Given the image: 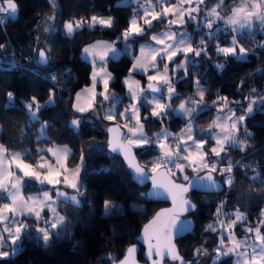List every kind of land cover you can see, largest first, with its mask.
Listing matches in <instances>:
<instances>
[{"label":"trees","instance_id":"trees-1","mask_svg":"<svg viewBox=\"0 0 264 264\" xmlns=\"http://www.w3.org/2000/svg\"><path fill=\"white\" fill-rule=\"evenodd\" d=\"M143 0H14L17 4L15 18H10L7 13L5 20L0 23V144L9 150H31V156L25 157L26 162L35 163L39 157L47 151L37 152L36 149H47L57 144H64L71 150L72 155L67 162L68 167L74 166L82 152L90 141L106 144V130L108 121L104 114L113 107L110 101H101L96 97L93 109L101 114L100 118L87 116V111L77 114L70 108L73 93L88 84L90 65L79 56L83 45L97 41H112L122 51L116 60L107 59L105 67L112 74V80L108 83L110 95L120 99L114 108V122L123 123L126 119L119 113L124 112L130 98L127 96L121 83L132 62L131 51L122 47V33L128 28L130 17L134 13L141 15L138 5ZM173 0H171L172 2ZM219 0H205L203 8L216 5ZM234 0H224V5L219 11L222 15L228 13ZM53 4L55 7H53ZM201 12L196 13L197 19ZM50 16L55 19L49 20ZM93 16H108L114 23L112 27L97 25L90 28L87 25L76 30L71 36L64 32L63 23L70 20L83 18L90 24ZM145 27L142 36L130 40H146L149 35L164 27L169 26L163 20L153 21L151 29ZM52 25L55 31L45 32L44 27ZM191 30L192 46L199 48V41L205 39L207 54L194 57L195 66L189 65L187 72L178 70L170 77L171 87L176 95L172 97V108L176 109L181 101H189L192 98L199 101L195 95L197 81L199 86L205 89L203 102L210 106L206 111L200 112L193 123L194 138L207 143L203 151L208 153V162H214L217 169L228 166L229 160L233 165V171L221 174L212 172L213 177L222 183V191L216 193H200L190 191L188 198L194 203V209L188 212L193 226L189 233L175 240L178 253L192 264L194 250L207 249L210 260L206 264H233L235 256H225L221 260H211L216 256L215 249L220 245L221 236L227 235L221 228L219 221L227 222L233 216V211L244 213L245 219L239 222L232 231L237 236L248 235L244 230L247 227H257L262 219L261 210L264 207V113L256 112L249 115L244 124L240 125L237 136L241 143L248 146L243 150L226 147V151L220 157L211 154L210 146L212 138L202 134L199 129L205 127L213 119L216 107L213 105L218 97H227L230 107L236 112L243 111L249 96H258L264 89V34L250 30L243 37L238 34L237 39L249 52L246 60L238 61L233 57H225L223 54H214L212 49L218 43H228L230 32L221 31L213 39H208L198 27V21L188 22ZM215 26V25H213ZM206 37V38H205ZM43 49L48 54V63L38 64L35 61L37 50ZM255 51V54L251 53ZM192 55V54H189ZM184 55L175 58L177 62ZM14 62V63H13ZM174 62H170L171 65ZM225 65L222 70L216 65ZM260 68V71L252 72ZM251 74L248 81L243 83L240 79ZM55 76V81L50 79ZM141 80L143 75L138 74ZM252 89H256L255 92ZM50 90L54 93V104L39 113V121L28 123V116L24 105L36 97L37 102L44 104L49 99ZM14 93L12 106L8 105L7 93ZM247 97V99H246ZM258 99V98H256ZM238 102V103H237ZM35 110V106L33 108ZM79 117L84 122L78 130L70 126V121ZM147 117V119H145ZM47 122V138L40 135L41 125ZM140 122L144 125L143 132L154 135L163 128L172 134L180 130L187 118L169 111L167 118L163 120L152 118L146 108L141 111ZM251 133V136L245 134ZM169 138V139H170ZM137 164L148 171L152 161L160 153L157 146L146 145L144 147H132ZM171 167V166H170ZM207 171V170H204ZM191 171L187 166L183 172L173 171L171 175L175 180L185 181L184 176L200 174ZM231 175V186L223 182V177ZM259 176L258 180L251 179ZM80 180L83 183V201L79 205L70 202H60L58 210L65 217V226L52 232L50 241H44L35 235L22 237L21 249L13 256L1 258L0 264H110L123 255L130 244L137 242V235L141 225L159 207L166 204L165 201L152 199L145 195L148 184L143 180L134 179L123 160L117 154H96L83 162L80 170ZM34 187L29 181L28 186ZM104 201L120 203V210L109 214H102ZM224 205L221 214L217 216V208ZM131 205H134L132 207ZM227 214V215H225ZM209 224L216 226V231L207 230ZM58 231L59 236L55 235ZM264 233V227H261ZM230 246V245H229ZM139 261H144L142 247L136 253ZM165 263H172L164 261Z\"/></svg>","mask_w":264,"mask_h":264},{"label":"snow or ice","instance_id":"snow-or-ice-1","mask_svg":"<svg viewBox=\"0 0 264 264\" xmlns=\"http://www.w3.org/2000/svg\"><path fill=\"white\" fill-rule=\"evenodd\" d=\"M205 3V0H177L175 5L167 7L165 5L171 4V0H145L144 3H140L138 7L143 10V16L138 13H134L132 19L129 21L128 28L122 33V37L125 41L132 39L134 37L142 36L145 33V27H142L138 21H143V24L147 29H151L153 26V21H159L167 18L169 15L179 16L180 22L184 23L185 14L190 21H196L197 16L194 13H199L201 11V5ZM184 4L189 6L195 4V7H189L185 9ZM224 5V0H219V2L209 10L205 11V15L202 21L198 22V27L206 28L208 31L205 35L208 39H213L222 30L227 32L229 28L232 29L234 33L243 37L245 32H249L252 29L254 23L259 22L261 27H264V0H238L232 9L231 15L224 17L220 14L218 9L222 8ZM53 7L55 5L53 4ZM156 8H160V11H156ZM17 12V4L14 0H3L0 4V13H7L9 17H14ZM151 16V19L147 17ZM55 19L54 16H50L49 20ZM218 21H222L224 28L221 29L217 26L213 29V25L217 24ZM3 20L0 19V23ZM114 21L112 18L102 19L96 16L91 17V23L88 24L83 18L80 20H70L66 21L64 28L66 34L71 36L76 30L85 27L86 25L90 28L96 27L98 24L104 27H112ZM176 19H171L168 21L169 26L176 24ZM45 32L55 31L54 26L46 25L44 27ZM193 37L187 33H176L170 31H164L160 34H155L151 37V40L155 41V45L160 47L156 48L152 44L143 45L141 47V56L137 58L136 63L133 65V69H144V62L146 61V49L151 53V66L156 67L157 60H163L167 57V60L174 62L175 58L179 55H184V60L180 64H177L173 71L184 70L187 72L189 65L195 66L197 61L194 57L198 58L201 55L207 54V47L205 39L201 38L199 41L200 47L194 48L192 46ZM4 45L0 44V48ZM264 48V44L260 45ZM117 50L110 44L103 41H97L95 44L86 47L84 49L85 53H88L94 57L93 63L95 64V59L98 58L100 61H104L110 52L115 53ZM216 51L218 54H223L225 57H233L238 61H244L247 59L249 52L248 50L239 43L237 36L234 35L231 38V45L229 47H221L219 44L216 46ZM192 54V55H189ZM255 54V51L251 53ZM36 63L46 65L48 61V54L45 50L41 49L38 52V56L35 58ZM14 63V62H13ZM225 65H216L220 70L224 68ZM260 71V70H258ZM168 64L164 65V73L160 74L159 69H157V74L148 77L150 82L155 81L156 83H149L148 89L150 94L161 93L162 86L168 87V98L171 101L172 97L176 95L175 89L171 87L170 77L167 76ZM97 73H93V86L96 83ZM50 79L55 81L56 77L51 76ZM109 79L111 77L109 76ZM127 83V81H125ZM104 87L107 90L108 79L103 81ZM243 83V81H241ZM199 85V81H197ZM205 89L197 88L195 95L199 96V101L189 98L186 103H181L179 109H173L171 103L164 104L160 103L159 99L153 95L151 100L147 96L137 97L135 93L131 92L130 98L133 100H138L139 105L149 106L151 105V117L163 120L167 118L169 111L177 113L182 117L187 118V126L182 130V133L187 136V140L182 137L172 138V144L175 145L176 150L172 151L171 146L162 141H167L172 137L171 133L166 130H161L160 133L154 134L152 138L147 137L143 133L144 125L140 122V107L138 104H132L125 108L124 112L119 113L121 117L128 120L134 119L136 122V127L128 128V132L131 133L128 145L121 143H114L110 141L112 146V151H120L125 154V159L128 160L129 167L134 170L138 178H143L145 176L144 168L140 167L134 162V157H131V145L135 144L136 147H144L146 145L157 146L160 150L161 155L158 156L154 161H152L151 171L154 173L152 177L153 187L156 190L163 189V192L156 191V195H164L165 193L170 195L173 200V204L177 203V196H180V207L183 211H187L189 207H194L189 201L183 199V193H186L189 188L184 185L174 184L171 179H168L171 174V167L176 168L178 171L183 172L185 167H191L193 171L199 173L201 171L207 170L206 175L200 176L199 174L194 180H190L188 176H184V179L188 181L189 186H200L202 182H207L206 187L209 189L218 188L219 184L212 176V172L219 171L221 174L231 173L233 171V165L229 160L228 166L225 168L217 169L215 164L209 165L207 162V152H203V147L207 141H197L194 139V129L193 123L198 118L200 112L206 111L210 108L209 105L203 102L205 95ZM253 92L256 89H252ZM104 101L113 102V108L108 109L107 113L103 117L104 119L112 120L115 117L114 108L116 104L120 102L118 97L110 95L107 91L101 93ZM95 96V93H93ZM80 94H77V99H79ZM8 105L10 107L14 101V93L8 92ZM247 99V97H246ZM257 99H253L249 102L247 111L244 115L237 117L235 112L228 108L227 112L225 109L228 104L231 103L227 100V97H218L217 101L213 102V105L219 103L217 108V118L209 125L208 129H200L199 131L215 139L216 147L211 148L210 152L216 156L220 157L222 152L226 151V147L238 148L243 151L248 145L241 143L238 139L237 133L240 131V125L243 121L254 111V105L257 103ZM187 103H191L194 106L188 107ZM238 103V102H237ZM259 103L264 107V97H259ZM54 104V93L50 90L49 99L44 103L40 104L37 102L36 97H32L31 102L24 105L26 114L28 116V123L32 124L39 121V113L48 108L50 105ZM35 106V110H33ZM76 110L80 113H84L93 109V103L89 102L87 107H80L74 105ZM130 113V114H129ZM147 119V117H145ZM84 122L83 118L75 119L70 121V126L74 130H78L79 125ZM48 125L44 122L39 129L40 135L37 137L47 138L46 129ZM127 127V125H125ZM109 132H117L118 128H109ZM245 134L251 136V133L247 132L245 128ZM191 141V144L188 142ZM194 147L196 149L195 153L189 152V148ZM37 152L47 151L51 159L44 156L39 157L35 164L26 162L25 157L31 156V150L25 149L19 152H9L4 145L0 144V200L7 199L9 202L4 203L0 207V249L6 246L11 247V251L0 250V258H7L9 256L16 255L21 249L22 237L28 232V226L19 219L20 216L32 215L36 219L41 218V211L45 207L49 208L53 213L54 217L52 221H45L46 227L38 228L36 231L41 234L40 238L47 244L50 241L53 230L65 226V217L56 214L55 208L52 207L54 203L51 192L54 191L57 197H63L64 202H70L75 205H79L80 201L77 195H84L80 192L83 187V183L80 180V170L83 164L84 156L81 155V164L75 169L69 170L67 168V162L69 157L72 155L71 150L65 146L56 145L47 149H36ZM187 153L181 155V153ZM54 161V162H53ZM199 162V163H197ZM171 167H167V166ZM165 166L166 170L163 173H159V169ZM20 173V175H17ZM64 173H69L65 175ZM157 175H162L165 177V182H160L157 179ZM71 177V178H70ZM251 179L258 180L259 176H254ZM39 184L41 186L51 185L52 189L50 191H45L40 196H29L24 197L21 194L22 189L28 186V182ZM229 186L233 182V177L231 175L227 176L225 181ZM71 188L76 191L77 195L69 196L66 192L61 191L57 185H61ZM39 206V210L37 207ZM223 204L217 208V216L221 214V209ZM117 206L112 205L110 202H105L106 214L114 210ZM173 209H165L156 214V217L149 222V224L144 226L145 239L149 242L148 255L151 257L153 251L155 250V255L161 257L165 255L161 251L160 240L164 239L165 243L163 245L166 248V254L173 261H180V264H192L191 261H185L183 257L179 255L175 250V245L171 243L170 229L175 231L179 228L180 231L186 230V226L181 227L184 222L179 220V216L169 217V213H172ZM227 215V214H225ZM235 219L226 222L219 221L221 228L229 231L227 239L230 241V245L224 243L225 237L221 236L220 245L215 249L216 256L213 258L214 262L221 260L225 256H236L237 259L234 264H264V233L261 232V227H264V212L261 213L262 219L255 228H246L244 231L246 233H251L252 235L245 236L243 239H238L232 233V229L241 221L245 219L244 214L237 210L235 213ZM207 230L216 231V226L214 224H209L206 228ZM59 232L56 231L55 235L59 236ZM151 235H156L157 245H152L150 242ZM135 252V247L128 249V257L121 264H128V258L131 257ZM194 256L196 255H207V249L202 247L194 250ZM153 264H160L159 261H153ZM198 264V261H197Z\"/></svg>","mask_w":264,"mask_h":264},{"label":"crops","instance_id":"crops-1","mask_svg":"<svg viewBox=\"0 0 264 264\" xmlns=\"http://www.w3.org/2000/svg\"><path fill=\"white\" fill-rule=\"evenodd\" d=\"M134 1H137V0H134ZM145 0H143L142 2L140 3H144ZM153 3H155V0H152ZM139 3V4H140ZM177 3V0H173L171 2V4H167L165 6L167 7H171L172 5H175ZM185 9L189 8V7H195V4L189 6L188 4H184L183 6ZM201 7V10L203 9L202 5L200 6ZM139 8V7H138ZM140 9V8H139ZM141 10V15L143 16V10ZM196 14V13H194ZM96 17H99V18H102V19H108L109 17L108 16H96ZM170 17V19H176L177 20V23L176 24H173L171 25L172 27H164L156 32H153L149 35V37L146 39V40H137V41H132V40H128V41H125L123 38H121V44H122V47H124L125 49L131 51L132 53V62H131V65L129 67V71L128 73L122 77L121 79V83L125 89V92L127 94V96L130 98V89H131V92L132 93H135L136 96L139 98L141 97L142 95H146L148 98L150 97V95H154V94H150V91H148L147 89L144 90V87L147 86V84L149 83H156L155 81H152L150 82L148 80V77L151 76V75H155L157 74V69H159V72L161 75L165 74L164 73V65L165 64H168V72H167V76L168 77H173L175 72L176 71H173V69L175 68V66L177 64H180L181 61L184 60L183 57H181L177 62H174L172 63L171 65H169L170 61L167 60V57H165L162 61L161 60H157V63H156V67L153 68L151 66V53L148 49H146V61L144 62L145 64V68L147 69L146 71L144 69H140V68H137V69H133V65L136 63L137 61V58L141 56V47L143 45H147V44H152L154 45L156 48L160 47L158 45H155V41L151 40V37L155 34H160L164 31H170V32H173L172 30L173 29H178L180 28V26L183 24L180 22V18L179 16H172V15H169L167 18H165V21L167 22V19ZM148 19H151V16L147 17ZM188 18L187 15L185 14L184 16V19ZM130 21V20H129ZM90 23H91V19H90ZM99 25V24H98ZM122 37V36H121ZM97 41H103V42H106L107 44H110L112 45L117 51L115 53H112L110 52L109 55L105 58V60L102 62L100 61L98 58L95 59V64L93 63V59L94 57L88 53H85L84 52V49L86 47H89L93 44H95ZM97 41H93V42H90V43H87L85 45H83L80 49V53H79V56L82 60H84L85 62H87L89 65H90V73H89V82L88 84H86L85 86L77 89L74 93H73V96H72V99H71V102H70V108L72 109V111H74L75 113L77 114H82L80 112H78L76 110V108L74 107V105H78L80 107H87L88 106V103L89 102H92L94 103L96 97H98L99 100L101 101H104L103 100V96L101 95V93H104L105 91H107L109 93V90H108V87H107V90L105 89L104 87V83L103 81L105 79H108V83L112 80V74L110 73V71L105 67V61L107 59H112V60H116L120 57V55L122 54V51L119 47H117L115 45L114 42L112 41H106V40H97ZM96 72L98 75L96 77V83H95V86H93V73ZM138 74H141L143 75V80L140 79V77H138ZM109 76L111 77V79H109ZM127 81V83L125 82ZM167 86H162V90L166 89ZM264 92V91H263ZM80 94V97L79 99H77V94ZM93 93H95V96H93ZM163 94V93H162ZM262 91L260 92V94L256 97L258 98L259 100V97H262ZM116 97V96H115ZM255 97V96H254ZM137 100H133L130 98V101L127 102V107H129L130 105L132 104H138V102H136ZM106 102V101H104ZM113 104V102H112ZM190 104V103H187V105ZM150 106V105H149ZM191 107H193L194 105L191 104L190 105ZM148 107V106H147ZM113 107L109 108V109H112ZM91 112V114H89L87 117L88 118H91L92 117H95V118H100L101 114L98 113L97 111H95L94 109H90L89 110ZM85 113V112H84ZM149 113L151 114V111H149ZM106 114V113H105ZM104 114V116H105ZM130 114V113H129ZM139 116H141V111L139 112ZM75 119H79V117L75 118ZM73 119V120H75ZM107 123V137L108 139L110 140V138H113L115 139V137L120 134L121 135V140H124L125 142L129 143V138L131 137L130 135H128L126 137V134L122 128V125L123 124H126L129 128H133V127H136V122L134 119L132 120H128V119H125V122L124 123H118L116 124L114 122V120H108ZM187 124V123H186ZM109 128H118V131L117 132H109L108 129ZM163 130H166L168 133L169 131L165 128H163ZM161 130L158 132L160 133ZM144 133V132H143ZM156 133V134H158ZM178 134H180V138L182 137L183 139L187 140V136L184 135L182 133V128L180 129V131L178 132ZM145 136L147 137H150L152 138L153 136L152 135H147L144 133ZM114 136V137H113ZM126 138H125V137ZM172 138L168 139L167 141H162L164 143H167L168 144V141L171 140ZM89 143H91V146L94 148H99V146L101 145V143L99 142H93V141H90ZM89 143H87L84 151L86 150V148L89 146ZM191 144V143H189ZM59 146H65L64 144H57ZM169 145V144H168ZM56 146V145H54ZM52 146V147H54ZM90 146V147H91ZM132 147L136 148L135 144L131 145ZM68 147V146H67ZM90 147H89V150H90ZM159 149V148H158ZM174 148L171 147V150H173ZM211 149V147H210ZM9 152H18L16 150H9L7 149ZM108 150V149H107ZM160 151V150H159ZM189 152H192V153H195L196 152V149L194 147L192 148H189ZM187 153H181V155H185ZM212 154V153H211ZM159 156L161 155V153L158 154ZM213 155V154H212ZM44 157L46 158H49L51 159V156L48 152H46L44 155ZM80 158V157H79ZM79 160V159H78ZM54 162V161H53ZM208 162V160H207ZM78 163V161H77ZM74 165L73 167H67L70 171L75 169L78 165L80 164H77ZM199 163V162H197ZM35 164V163H34ZM209 165H212V164H215L214 162H208ZM217 167V165H216ZM191 168V167H190ZM65 175H69V173H64ZM17 175H20V173H17ZM71 178V177H70ZM34 187H38V189H35L33 187H24L21 191V194L24 196V197H29V196H40L42 195L43 192L45 191H50L51 189V186L50 185H44V186H41V185H37L36 183H34ZM61 187L64 188V190L68 191L69 188L68 187H65L63 186V184H61ZM54 194V191L51 192V195ZM53 199H55L56 203H60V202H64L63 199H56L55 197L52 196ZM9 201L7 199H4V200H0V207L3 206L4 203H8ZM37 210H39V206L37 207ZM59 216H63L61 214V212L58 210L57 213ZM49 213L47 210L43 209V211H41V218L38 220L36 219L34 216L32 215H25V216H20L19 219L23 220V222L28 226V232L25 233V235H35V236H38L40 237V233H38L36 231V229L38 228H43V227H46L47 225L45 224V221H48V218L50 216H48ZM55 230H53L54 232ZM1 259V258H0ZM237 257L235 256V259H234V262L236 261ZM233 262V264H234Z\"/></svg>","mask_w":264,"mask_h":264},{"label":"water","instance_id":"water-1","mask_svg":"<svg viewBox=\"0 0 264 264\" xmlns=\"http://www.w3.org/2000/svg\"><path fill=\"white\" fill-rule=\"evenodd\" d=\"M15 17H16V14H15L14 17H10V18H15ZM39 50H41V49H38L37 50L36 57L38 56ZM106 134H107V132H106ZM110 141H113L114 143H117L118 142V143H121V144H124V145H128L127 142H125L124 140H121V135L118 134L115 137V139L110 138V140L108 139V137L106 135L107 149L109 150V152L114 153V154H117L118 156L121 157V159L123 160V163L128 168L129 172L131 173V176L134 179L143 180L144 182H146L148 184L147 189L145 191V195L147 197L152 198V199L162 200V201H165L166 202L165 205L157 208L152 213V215L141 225L140 230H139V233L137 235V242L136 243H133V244H130L129 246H127V248L125 249V251H124L123 255L121 256V258H119L116 261H112L110 264H121V261H124L125 258L128 257V249L131 248V247H133V246L135 247V252H134V254L131 257L128 258V264H153V261H159L160 264H180V261H173L166 254V248L163 247V245L165 243V241H164L163 238H161V240H160L161 251L165 253V255L163 256V259H161V257L155 255V250L153 251V255L151 257H149V255H148L149 242L146 241V239H145L144 226L147 225V224H149V222L152 221L156 217V214L159 213V212H161L162 210H165V209H173L174 211L172 213H169L168 214L169 217L174 216V215L175 216H179V220L182 221V222H184V224L181 225V227L186 226V230H183V231H180L179 228L177 230H175V231H172L170 229L171 243L173 245H175V250H176V252H178L177 247H176V244H175V240H177L179 238H182L183 236H185L187 233H189L191 231L192 226H193V222H192V219L190 218V216L188 215V212L190 210H193L194 207H189L187 211H183L181 209V207H180V199H181L180 196H177V203L174 205L173 204L172 197L170 195H168L166 193L164 195H156L155 194L156 191L163 192V189H159V190L154 189V187H153V181H152V177H153L154 173L152 171L151 172L145 171V176L143 178H138L136 176L134 170L129 167L128 160L125 159V154L123 152H120V151H116V152L112 151V146L109 143ZM131 157H134V162L137 164L136 158H135L134 153H133L132 146H131ZM165 170H166L165 166H162L158 171H159V173H163ZM206 173H207V171H204V172L200 173L199 175L200 176H203V175H206ZM197 175L198 174H194V175L190 176L189 179L190 180H194ZM212 176H213V173H212ZM157 179L160 182H165V177H163L162 175H157ZM168 179H171L174 184L184 185L185 187H188L189 188V190L186 193H183V199L189 201L191 205H194V203L188 198V193L190 191H192V190L197 191V192H200V193H216V192H221L222 191V183L219 182L216 179L215 180L219 184V187L218 188H214V189L207 188L205 186L207 182H202L200 184V186H189L188 181H186V180L185 181L175 180L172 177L171 174L169 175ZM150 242L154 246L157 245V237H156V235H151ZM140 246L142 247L143 255H144V258H145L144 261H139L136 258V253L138 252ZM166 260L167 261H170L172 263H165L164 261H166ZM184 260L185 261H188L186 259H184Z\"/></svg>","mask_w":264,"mask_h":264},{"label":"rangeland","instance_id":"rangeland-1","mask_svg":"<svg viewBox=\"0 0 264 264\" xmlns=\"http://www.w3.org/2000/svg\"><path fill=\"white\" fill-rule=\"evenodd\" d=\"M2 2H3V0H0V4H2ZM236 2H238V0H234V3H233V5L236 3ZM233 5H232V7H233ZM215 5H212V6H210V7H208V8H203L200 12H201V14H200V16L198 17V19H197V21L199 22V21H202L203 20V18H204V15H205V11L206 10H209V9H211L212 7H214ZM232 7H231V9H232ZM231 9L228 11V13L227 14H225L224 15V17H228L229 15H231ZM156 11H160V8H156ZM218 11H219V9H218ZM220 12V14L222 15V12L221 11H219ZM194 15H196V14H194ZM223 16V15H222ZM132 17L133 16H131L130 17V20L132 19ZM169 20H171L170 19V17L167 19V23H168V21ZM184 23L180 26V28H178V29H173L172 31L173 32H176V33H183V32H187V33H189L191 36H192V34H191V30L187 27V23L188 22H191L190 20H188V18H186V19H184ZM90 23V22H89ZM64 24H65V22L63 23V27H64ZM169 25V24H168ZM173 25V24H172ZM215 26H213V29H215L217 26H219L221 29H223L224 28V24H223V22L222 21H218L217 22V24H214ZM252 29L253 30H256V31H259V32H261L262 34H264V27H261L260 26V24H259V22H256V23H254V25H253V27H252ZM229 30V32H230V41L228 42V43H225V44H222V43H218V42H216L215 40H214V42L213 43H216V45L213 47V49H212V51H213V53L214 54H217V55H219L218 53H217V51H216V46H217V44H219L221 47H229L230 45H231V38H232V36H234V35H237V33H234L233 31H232V29L231 28H229L228 29ZM201 31L205 34L208 30L206 29V28H204V29H201ZM223 31V30H222ZM64 32L66 33V31H65V28H64ZM207 37V36H206ZM205 37V38H206ZM203 38V37H202ZM208 38V37H207ZM157 63V62H156ZM258 70H260V68H258V69H254L252 72H256V71H258ZM250 73L249 74H246V75H244L241 79H240V82L241 81H243V82H245V81H248L249 80V78H250ZM155 84V83H154ZM148 85L149 84H147V86H145L144 87V90H148V91H150L149 89H148ZM200 88V86L199 85H196V90H195V92L197 91V88ZM262 91V97H264V89L262 88L261 90H260V92ZM163 93V94H162ZM158 99H159V102L160 103H164V104H168L169 103V98H168V87L166 88V89H164V90H162L161 91V93H155L154 94ZM143 96V95H142ZM144 96H146V95H144ZM256 97H257V95L254 97V96H249V98L246 100V105H245V107H244V109H243V111H241V112H236L235 110H234V107H230L229 106V104H228V107L225 109V112H227V110H228V108H230V109H232L234 112H235V115L237 116V117H239V116H241V115H244V113L247 111V108H248V104H249V102L250 101H252L253 99H256ZM153 98V95H150V97L148 98L149 100H151ZM257 103L254 105V111L250 114V115H252V114H254V113H256V112H262V113H264V107H262L261 106V104L259 103V100L257 99ZM136 102H138V100L136 101ZM187 101H181L180 103H179V105L176 107V109H179V106H180V104L181 103H186ZM138 105H139V103H138ZM191 105V103L190 104H188L187 106L188 107H191L190 106ZM220 105H218L217 107H216V112H215V116L213 117V119L209 122V124L207 125V126H205V127H202V128H200V129H208V127H209V125L210 124H212L213 123V121H215L216 120V118H217V115H218V112H217V108L219 107ZM139 107H140V111H142L143 110V108H146V106H144V105H139ZM151 105L150 106H148L147 107V110L148 111H151ZM150 114V113H149ZM125 122V120L123 121V123ZM244 122L245 121H243L242 122V124H244ZM241 124V125H242ZM125 125L126 124H123L122 125V128H123V130H124V132H125V134H126V137L128 136V135H130L131 136V133H129L128 132V126L127 127H125ZM186 126H187V124L185 123V125L182 127V130L183 129H185L186 128ZM199 129V130H200ZM180 130H178L177 132H176V135L173 137V138H177V139H179L180 138V134H178V132H179ZM128 134V135H127ZM238 134V133H237ZM125 137V136H124ZM125 137V138H126ZM195 139V138H194ZM197 141H200V140H198V139H196ZM170 141V140H169ZM188 143H191V141H189ZM91 143H89V146L86 148V150L84 151V152H82V154L81 155H83L84 156V160H83V162L84 161H86V160H88V159H90L92 156H94V155H96V154H109V150H107V143L105 144V143H101V145L99 146V148H94L93 149V147L91 146ZM89 147H90V150H89ZM211 148H213V147H216V142H215V139H212V145L210 146ZM176 150V148L174 147V149L172 150V151H175ZM209 150H211V149H209ZM204 152V151H203ZM81 155H80V158H79V160H78V163L77 164H81ZM159 156V155H158ZM157 158V157H156ZM76 165V164H75ZM68 167V166H67ZM73 167V166H72ZM167 167H170V165L169 166H167ZM172 168V167H171ZM188 168H190V167H188ZM151 169H152V165L151 166H149L148 167V172H151ZM191 169V171H193V169L192 168H190ZM173 171H177V169L176 168H174L173 167ZM193 172H195V171H193ZM227 176L228 175H226V176H224L223 177V182L224 183H226L225 181H226V179H227ZM37 185H39V184H37ZM51 186V185H50ZM56 187H58L61 191H63V192H66L69 196H71V195H77V193H76V191L75 190H73V189H71V188H69V190L68 191H66V190H64V188H62L61 187V185H57ZM51 189H52V186H51ZM80 192L82 193V190H80ZM53 197H55L56 199H63L64 200V198L63 197H57L56 196V194H55V192H54V194L52 195ZM77 198H78V200L80 201V203L83 201V195H77ZM53 201H54V203L52 204V207L53 208H55V210H56V213H57V211H58V206H59V203L57 202L56 203V201H55V199H53ZM105 202L106 201H104L103 202V204H102V214H106V209H105ZM107 202H110L112 205H115V206H117L114 210H111V211H109L107 214H109V213H113L114 211H119L120 210V203H118V202H111V201H107ZM79 203V204H80ZM132 207H134V205H131ZM45 210H47L48 211V213H49V215L48 216H50L49 218H48V221H52V219H53V217H54V213L49 209V208H47V207H45L44 208ZM236 211H233L232 213H233V216L232 217H230L229 219H228V221L227 222H230V221H232V220H234L235 219V215H234V213H235ZM240 213H242L241 211H239ZM262 212H264V207L262 208V210H261V213ZM244 214V213H243ZM222 221V220H221ZM224 221H225V219H224ZM247 228H249V227H247ZM255 228V227H254ZM224 231H225V233H226V235L228 236L229 235V231H226L225 229H224ZM232 231V230H231ZM262 232V231H261ZM232 233L235 235V237L236 238H238V239H243V238H245V236H251L252 234L251 233H248V235H242V236H237L236 234H235V232H233L232 231ZM263 233V232H262ZM40 236H41V234H40ZM227 243H229V245H230V241L227 239ZM231 246V245H230ZM0 250H3V251H11V247L10 246H6V247H4L3 249H0ZM193 260H197L198 261V264H206L209 260H210V258H209V255H208V253H207V255H196V256H193ZM211 260H214V259H211Z\"/></svg>","mask_w":264,"mask_h":264},{"label":"built area","instance_id":"built-area-1","mask_svg":"<svg viewBox=\"0 0 264 264\" xmlns=\"http://www.w3.org/2000/svg\"><path fill=\"white\" fill-rule=\"evenodd\" d=\"M0 19H2L3 20V22H4V20H5V15H0ZM2 22V23H3ZM168 144L171 146V147H175V145L174 144H172V139L170 140V141H168ZM158 157V156H157Z\"/></svg>","mask_w":264,"mask_h":264}]
</instances>
